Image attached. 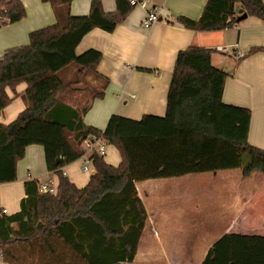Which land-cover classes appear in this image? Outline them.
I'll list each match as a JSON object with an SVG mask.
<instances>
[{"label": "trees", "instance_id": "1", "mask_svg": "<svg viewBox=\"0 0 264 264\" xmlns=\"http://www.w3.org/2000/svg\"><path fill=\"white\" fill-rule=\"evenodd\" d=\"M40 1L51 6L54 24L30 32L27 45L0 56V115L16 96L26 103L13 121H0V184L16 180L17 162L28 146L37 145L58 185L54 194H39L36 181H27L19 211L0 213L5 264H135L146 221L136 182L232 169L243 177L252 172L264 177V149L248 142L250 111L222 101L228 74L211 64L209 48L188 46L177 53L163 116L112 115L104 130L85 125L83 116L103 97L108 80L97 73L102 54L95 49L77 54L76 48L94 29L113 32L135 7L115 0V11L107 13L101 0H91L88 14L76 16L70 13L73 0ZM244 14L264 21L263 0H206L197 19L176 20L193 31L217 32L237 26ZM25 16L19 0H0L1 25ZM261 51L264 47L252 48L247 55ZM71 67L74 77L65 80ZM19 84L26 87L18 95ZM74 93L84 96L80 104ZM89 135H101L121 162L114 167L93 155L94 174L78 189L61 169L80 158ZM201 264H264V236L225 234Z\"/></svg>", "mask_w": 264, "mask_h": 264}, {"label": "crops", "instance_id": "2", "mask_svg": "<svg viewBox=\"0 0 264 264\" xmlns=\"http://www.w3.org/2000/svg\"><path fill=\"white\" fill-rule=\"evenodd\" d=\"M19 1L26 16L14 24H0V55L10 48L27 45L30 32L55 22L49 4L40 0ZM90 1L73 0L70 13L87 15ZM101 2L105 12L115 11V0ZM205 2L153 0L152 4L159 8L160 20L152 27L142 26L145 11L135 7L113 32L94 29L83 37L76 53L98 50L102 59L97 73L108 80L103 97L95 98L83 116L85 125L104 130L112 115L132 120L145 115L163 116L175 57L188 46H198L214 51L211 64L228 74L222 101L249 109L248 142L264 149V51L247 55L252 48L264 47V21L246 16L237 26L217 32H197L177 22L180 16L197 19ZM219 46L229 52H217ZM236 51L244 57L237 58ZM90 84L93 88L96 86L95 82ZM25 87L19 84L15 93L21 94ZM8 94L13 97L10 90ZM82 96L74 93L72 98L80 104ZM25 107L21 95L12 98L0 121H13ZM103 160L117 167L121 156L114 146L108 145ZM80 162L77 160L61 169L62 175L78 189L85 187L94 174L84 173ZM209 174L212 173L135 183L146 214L135 264H201L211 245L225 234L264 236V180L255 175L260 173L243 177L240 171V179L236 181L227 172L221 177L206 179L204 176ZM47 179L57 187V175L46 170L43 148L28 146L23 159L17 162L16 180L0 184V210L4 209L5 215L18 212L25 196L24 183ZM197 238L207 239L200 248ZM0 264L5 263L0 260ZM64 264L70 263L66 260ZM73 264L83 263L77 260Z\"/></svg>", "mask_w": 264, "mask_h": 264}, {"label": "built area", "instance_id": "3", "mask_svg": "<svg viewBox=\"0 0 264 264\" xmlns=\"http://www.w3.org/2000/svg\"><path fill=\"white\" fill-rule=\"evenodd\" d=\"M153 0H129L132 7H138L145 11V17L142 21L144 28H150L160 20L159 8L152 4ZM219 53H227L226 47L219 46L216 48ZM237 58L244 57L243 53L235 52ZM1 56V55H0ZM108 144L101 135H89L82 143L83 153L78 160L82 162V171L88 173L93 162V155L104 157L106 154ZM30 177V175H28ZM37 192L39 194H54L56 188L52 180L47 179L44 182L37 183ZM1 214H6L4 209L0 210ZM2 255L0 254V260Z\"/></svg>", "mask_w": 264, "mask_h": 264}, {"label": "rangeland", "instance_id": "4", "mask_svg": "<svg viewBox=\"0 0 264 264\" xmlns=\"http://www.w3.org/2000/svg\"><path fill=\"white\" fill-rule=\"evenodd\" d=\"M135 9H137V8H135ZM228 52H229V50H228ZM75 70H76L75 67H71L67 72L64 73L63 78H65V80H69V79L73 78L74 77ZM68 74L70 76H68ZM81 163L82 162H80V164ZM226 172L229 173L231 180L236 181L237 178L240 179V176H241L240 169H232V170L218 171L216 173L214 172V173L209 174V175H206L204 177H206V179L209 178V177H212V176H215L217 178V177L223 176L224 173H226ZM93 173H94V170L91 167L90 168V173L88 172V175L93 174ZM255 175H257V177H260L261 179L264 180V177H262L260 174H255ZM252 181H254V178H252ZM206 240L207 239H205V238H197L195 241L197 243L198 248H200V245H202Z\"/></svg>", "mask_w": 264, "mask_h": 264}, {"label": "water", "instance_id": "5", "mask_svg": "<svg viewBox=\"0 0 264 264\" xmlns=\"http://www.w3.org/2000/svg\"><path fill=\"white\" fill-rule=\"evenodd\" d=\"M246 18V15L244 14V15H242L239 19H238V21H241V20H243V19H245Z\"/></svg>", "mask_w": 264, "mask_h": 264}]
</instances>
